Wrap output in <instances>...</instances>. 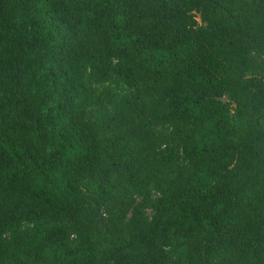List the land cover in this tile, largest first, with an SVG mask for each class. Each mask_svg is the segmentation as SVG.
<instances>
[{"label":"trees","instance_id":"obj_1","mask_svg":"<svg viewBox=\"0 0 264 264\" xmlns=\"http://www.w3.org/2000/svg\"><path fill=\"white\" fill-rule=\"evenodd\" d=\"M0 264H264V0H0Z\"/></svg>","mask_w":264,"mask_h":264},{"label":"water","instance_id":"obj_2","mask_svg":"<svg viewBox=\"0 0 264 264\" xmlns=\"http://www.w3.org/2000/svg\"><path fill=\"white\" fill-rule=\"evenodd\" d=\"M219 101H222L223 103H227L229 101V98L227 95H224L221 98H217Z\"/></svg>","mask_w":264,"mask_h":264}]
</instances>
